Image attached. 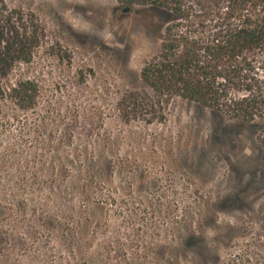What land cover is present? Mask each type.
Segmentation results:
<instances>
[{"label": "rangeland", "instance_id": "obj_1", "mask_svg": "<svg viewBox=\"0 0 264 264\" xmlns=\"http://www.w3.org/2000/svg\"><path fill=\"white\" fill-rule=\"evenodd\" d=\"M40 46L0 101V264H264V127L141 79L170 16L122 0H3Z\"/></svg>", "mask_w": 264, "mask_h": 264}, {"label": "trees", "instance_id": "obj_2", "mask_svg": "<svg viewBox=\"0 0 264 264\" xmlns=\"http://www.w3.org/2000/svg\"><path fill=\"white\" fill-rule=\"evenodd\" d=\"M122 1L170 16L159 51L141 70L152 92L147 108L182 97L264 127V0ZM39 44L33 21L0 0V101L8 94L20 109L36 106V82L13 75Z\"/></svg>", "mask_w": 264, "mask_h": 264}]
</instances>
